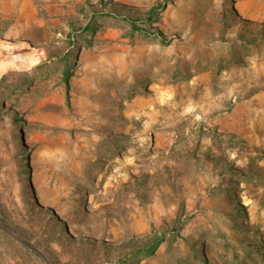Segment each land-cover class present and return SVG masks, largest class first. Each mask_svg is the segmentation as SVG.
Returning <instances> with one entry per match:
<instances>
[{
	"label": "rangeland",
	"instance_id": "rangeland-1",
	"mask_svg": "<svg viewBox=\"0 0 264 264\" xmlns=\"http://www.w3.org/2000/svg\"><path fill=\"white\" fill-rule=\"evenodd\" d=\"M0 223L50 264H264V0H0ZM0 264H45L0 229Z\"/></svg>",
	"mask_w": 264,
	"mask_h": 264
},
{
	"label": "water",
	"instance_id": "water-1",
	"mask_svg": "<svg viewBox=\"0 0 264 264\" xmlns=\"http://www.w3.org/2000/svg\"><path fill=\"white\" fill-rule=\"evenodd\" d=\"M0 229L7 234L8 236H10L11 238H13L14 240H16L17 242L21 243L22 245H24L25 247L31 249L32 251H34L35 253H37L38 255L41 256V258L44 260L45 264H50L49 261L47 260V258L45 257V255L38 250L37 248H35L31 243H29L28 241H26L25 239L19 237L18 235H16L14 232H12L11 230H9L8 228H6L5 226H3L0 223Z\"/></svg>",
	"mask_w": 264,
	"mask_h": 264
}]
</instances>
